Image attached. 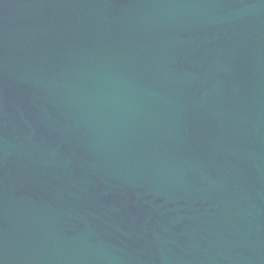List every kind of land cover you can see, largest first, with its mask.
<instances>
[{
    "label": "water",
    "instance_id": "obj_1",
    "mask_svg": "<svg viewBox=\"0 0 264 264\" xmlns=\"http://www.w3.org/2000/svg\"><path fill=\"white\" fill-rule=\"evenodd\" d=\"M0 264H264V0H0Z\"/></svg>",
    "mask_w": 264,
    "mask_h": 264
}]
</instances>
